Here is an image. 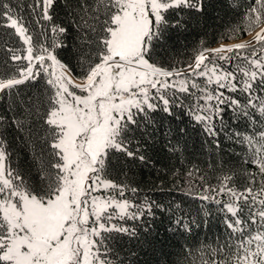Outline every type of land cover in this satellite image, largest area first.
<instances>
[{"label": "snow or ice", "instance_id": "snow-or-ice-1", "mask_svg": "<svg viewBox=\"0 0 264 264\" xmlns=\"http://www.w3.org/2000/svg\"><path fill=\"white\" fill-rule=\"evenodd\" d=\"M55 3L56 0H31L28 4L31 22L44 29L34 45L33 35L16 12L19 6H14L11 0H0V27L13 29L28 46L24 56L15 48L4 49L8 60L26 63L0 73V99L25 81L37 80L41 73L46 74L44 83L48 92L47 99L41 101L42 114L35 104L29 105L30 113L39 114L43 130L34 182H29L11 166L6 141L0 137V264H112L108 259L109 249L104 245L107 237L103 234L117 232L134 236L136 233L110 223L114 218L110 209L118 210L116 215L123 219L132 206L126 199L113 195H95L108 189H115L120 197L124 195L121 185L103 179L101 174L106 171V165L118 159L117 153L144 161L143 155L129 148L135 131L140 128L137 117L155 109L157 101L165 106V111L169 110L170 99L162 90L189 91L187 80L169 83L167 79H159L182 75L180 71L165 70L149 60L153 40L168 25L165 14L170 9L196 8L199 0L196 3L192 0H77L72 11L78 17L81 30L86 32L76 55L80 75L75 79L80 83L74 82L71 69L57 58L55 50L63 42L48 37V32L61 35L67 31L51 23ZM245 17L249 28L264 23V0H255V6H249ZM41 21H48L49 26L45 29ZM42 37L48 39L42 40ZM254 40L264 42V27ZM245 48L248 44L240 43L227 51ZM224 50L221 47L207 51L218 54ZM260 51L264 52V48ZM206 59L203 53L199 54L194 64L187 65L189 73L206 75L199 71ZM243 61L234 72L215 75L219 88L235 91L242 85L243 91L249 93L257 88L264 90V57H243ZM236 74H241V80H236ZM208 82H213L212 75L208 76ZM69 85L81 94L70 91ZM191 87L199 85L193 82ZM222 97V92L205 96L220 103H223ZM4 119L0 116V126ZM196 119L210 122L211 117L197 115ZM16 126L20 128L24 124L16 121ZM208 131L211 133L212 129L209 127ZM257 143L260 148L254 151L252 163L257 165L262 179L258 182L256 175L250 174L248 186L241 191L223 182L217 190L242 202L227 205L234 217L228 227L239 234V243L215 250V255L205 264H264V224L254 236L242 227L257 220L264 222V133ZM255 184L259 185L258 190H254ZM245 210L247 218L240 215ZM130 218L135 219L136 214L132 213Z\"/></svg>", "mask_w": 264, "mask_h": 264}, {"label": "trees", "instance_id": "trees-1", "mask_svg": "<svg viewBox=\"0 0 264 264\" xmlns=\"http://www.w3.org/2000/svg\"><path fill=\"white\" fill-rule=\"evenodd\" d=\"M30 2L11 0L14 6H19L16 12L23 17L35 45L39 32L44 29L31 22ZM76 5L77 0H56L51 23L67 31L61 35L48 32V37L63 42V46L55 50L57 58L71 69L72 77L80 83L75 79L80 75L76 55L86 32L81 30L78 17L72 11ZM250 5L255 6V0H199L196 8L170 9L165 14L168 25L159 38L153 40L149 63L165 70H185L187 65L195 63L199 54L247 38L264 25L253 24L249 28L245 12ZM41 24L45 29L49 26L48 21ZM244 44H248V48L208 53L199 69L206 74L204 76L185 72L179 76L159 77L169 83L187 80L189 91L162 90L170 99L169 110L165 111V106L157 101L155 109L137 117L140 128L135 131L129 148L143 155L144 161L117 153L118 159L106 165L102 178L121 185L124 195L120 197L115 189L100 192L126 199L132 206L123 219L116 215L117 210L110 209L115 217L111 221L117 227L136 233L134 236L117 232L103 234L107 237L104 245L109 249L108 259L112 264H205L215 255V250L239 243V234L228 227L234 217L227 205L242 202L217 190L223 182L241 191L248 186L250 174H255L258 182L262 179L252 160L254 151L260 148L257 141L264 133V111H261L264 90L257 88L249 93L243 91L242 85L235 91L219 88L214 77L234 72L238 64L244 63L243 57H264V52L260 51L264 42L254 40ZM6 47L17 49L21 56L26 54L19 36L4 26L0 27V73H6L13 65L19 67L26 63L8 60ZM220 56L230 59H220ZM209 75L213 76L212 83L208 82ZM45 78L46 74L41 73L37 80L25 81L0 99V116L5 118L0 126V137L6 141L11 166L29 182H34L36 157L43 145L39 114L43 112L41 101L48 95ZM236 80H241V74H236ZM193 82L199 87L192 88ZM69 90L81 94L71 85ZM221 92L223 103L205 98L206 94L216 96ZM30 104L36 105L39 114L29 112ZM197 115L210 116V122L197 120ZM16 121H22L24 126L18 128ZM225 177L231 179L225 180ZM252 186L258 190V184ZM204 196L209 199H202ZM132 213L136 214L135 219L130 218ZM240 215L247 218L248 213L245 210ZM262 224L264 222L257 220L244 223L242 227L254 236Z\"/></svg>", "mask_w": 264, "mask_h": 264}, {"label": "rangeland", "instance_id": "rangeland-1", "mask_svg": "<svg viewBox=\"0 0 264 264\" xmlns=\"http://www.w3.org/2000/svg\"><path fill=\"white\" fill-rule=\"evenodd\" d=\"M262 27H264V25L262 26ZM261 28V27H260ZM260 28L258 29V30H256L254 33H252L251 35H249L247 38H245V39H243V40H240V41H238V42H235V43H231V44H221V45H218L217 47H215V48H213V49H216V48H221V47H223L224 49H227V48H229V46H233V45H236V44H240V43H251V42H253L254 41V37L256 36V34H257V32H259L260 31ZM21 39V38H20ZM22 40V39H21ZM23 42V41H22ZM25 47L27 48L28 46L27 45H25ZM58 70V69H57ZM59 71V70H58ZM74 82L75 83H79V82H77V81H75L74 80ZM95 195H102V193L101 192H97V193H95ZM118 211V210H117ZM113 213V212H112ZM115 218V217H114ZM111 224H114L112 221L110 222Z\"/></svg>", "mask_w": 264, "mask_h": 264}]
</instances>
